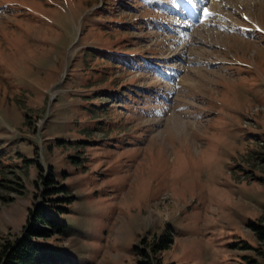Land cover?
I'll return each mask as SVG.
<instances>
[{
  "label": "rangeland",
  "instance_id": "obj_1",
  "mask_svg": "<svg viewBox=\"0 0 264 264\" xmlns=\"http://www.w3.org/2000/svg\"><path fill=\"white\" fill-rule=\"evenodd\" d=\"M97 1L0 0V243L51 168L74 197L38 239L75 264H140L154 233V264H260L264 0Z\"/></svg>",
  "mask_w": 264,
  "mask_h": 264
},
{
  "label": "trees",
  "instance_id": "obj_2",
  "mask_svg": "<svg viewBox=\"0 0 264 264\" xmlns=\"http://www.w3.org/2000/svg\"><path fill=\"white\" fill-rule=\"evenodd\" d=\"M46 184V196L41 204H35L31 208L32 219L26 226L24 233L14 240L6 239L0 243V264H75L72 256L65 250H58L51 245L43 243L39 237L49 236L50 234L61 231L66 223L60 217L61 210H67L66 205L57 204V201L69 200L74 197L72 192L66 193L67 188L64 184L57 181L51 168L44 176ZM14 181V180H13ZM18 182V181H15ZM0 184H3L0 182ZM16 188V187H14ZM65 191L59 195L60 191ZM3 200L9 196L1 195ZM248 226L253 231L258 241L264 245V216L261 220H249ZM170 242V236L152 234L144 248H141L139 258L140 264H154L160 262L157 253ZM248 243L244 241L243 247ZM264 254V249H259ZM260 264H264L263 260Z\"/></svg>",
  "mask_w": 264,
  "mask_h": 264
},
{
  "label": "bare ground",
  "instance_id": "obj_3",
  "mask_svg": "<svg viewBox=\"0 0 264 264\" xmlns=\"http://www.w3.org/2000/svg\"><path fill=\"white\" fill-rule=\"evenodd\" d=\"M184 1L187 2L188 0H184ZM199 1H201V0H199ZM191 2H192V0L190 1V3H191ZM194 3H195V2H194ZM196 5H199V4H196ZM197 8H198V7H196V6H195V7H194V6L191 7V9H192L191 17H192V18H198V10H197ZM202 17H204V16H202Z\"/></svg>",
  "mask_w": 264,
  "mask_h": 264
},
{
  "label": "snow or ice",
  "instance_id": "obj_4",
  "mask_svg": "<svg viewBox=\"0 0 264 264\" xmlns=\"http://www.w3.org/2000/svg\"><path fill=\"white\" fill-rule=\"evenodd\" d=\"M203 11L207 15L209 10L207 8H204ZM244 19H247V17H244Z\"/></svg>",
  "mask_w": 264,
  "mask_h": 264
}]
</instances>
